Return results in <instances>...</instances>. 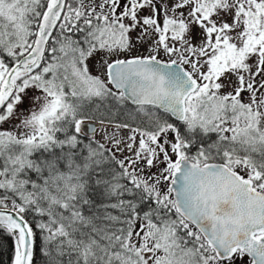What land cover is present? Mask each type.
Returning <instances> with one entry per match:
<instances>
[{"label":"snow or ice","instance_id":"obj_1","mask_svg":"<svg viewBox=\"0 0 264 264\" xmlns=\"http://www.w3.org/2000/svg\"><path fill=\"white\" fill-rule=\"evenodd\" d=\"M97 100L142 125L115 151ZM0 230L12 264H264V0H0Z\"/></svg>","mask_w":264,"mask_h":264},{"label":"trees","instance_id":"obj_2","mask_svg":"<svg viewBox=\"0 0 264 264\" xmlns=\"http://www.w3.org/2000/svg\"><path fill=\"white\" fill-rule=\"evenodd\" d=\"M112 103L113 102L111 100L105 102H101L98 100L95 101L91 105V108L87 109L85 120L86 119L99 120L100 122L101 120H103V122L107 124H115L118 123L119 121L123 123V121H126L122 119L118 120L119 118H118L117 109L113 105H111ZM108 104H110V106H108ZM172 122L175 121L173 120ZM87 140H88L87 137L84 138L85 143H87ZM34 175L35 174H33V176ZM89 196L95 201L97 205L114 202L111 200H106L104 195L99 189L89 192ZM144 207L146 208L147 206L145 205ZM109 211H112L113 214H119L118 210L109 209ZM25 218L28 219L29 221L33 220V216L31 214H29ZM37 244L38 245L40 244L39 240H37ZM14 250H15V242L13 237L7 232L0 230V264H12V259L14 257ZM34 264H45V258L39 253V251H37V254L34 258Z\"/></svg>","mask_w":264,"mask_h":264},{"label":"rangeland","instance_id":"obj_3","mask_svg":"<svg viewBox=\"0 0 264 264\" xmlns=\"http://www.w3.org/2000/svg\"><path fill=\"white\" fill-rule=\"evenodd\" d=\"M122 2H123V1H122ZM145 14H147V9H145L143 12H141V15H142V16L145 15ZM161 19H162V18H161ZM138 32H139V29H137V33H138ZM137 33H133V34H132L133 37H135V35H136ZM197 35H198V30H194V32H193V36H194V38H195ZM194 42H195V39H194ZM139 53H145V54H146V46H144V47H140V46H138V51H137L136 54H139ZM98 59H99V54L97 55V57H94L92 60H90V61L88 62V63H89L90 70L92 71L93 74H98V72H97V67H98V66H97V63H96V61H97ZM161 59L166 60L167 57L164 56L163 54H161ZM32 96H33V92H32V91H29L28 96H27V97L25 98V100H24V103H23L22 105H20V107L17 109V111H21V110H23V111L27 112V110L32 106V100H31ZM108 103H109V102H108ZM111 105H113V106L117 109V112H118V118H119L118 120H120V119H122V120H126V121H123V123H129L132 127H136V126H138V125L142 126V125L140 124L139 119H135V120H134V119L130 118V117L127 115V113H128V112L131 110V108L134 107V106H132V105H128L127 107H124V106L116 107L115 104H114V102H113ZM108 106H110V104H108ZM131 106H132V107H131ZM87 120H91V119H87ZM93 121H94V120H93ZM95 121H99V120H95ZM118 123H122V122L119 121ZM118 123H115V124H118ZM115 124H110L109 126L102 127V128H100V129H97V130L94 132V139H95L96 141H99L100 143L105 144V146H106L107 148H112L113 151H115V149L113 148V145L111 144L110 141H107V140L104 139L105 135L111 136L114 132H116L118 138H125V140H126V137L129 135V130H128V129H123V128H121V129L117 130V129L114 127ZM3 127H4L5 129H10V128L12 127V124H11V123H6V124L3 125ZM182 130H183V129H182ZM170 135H171V134H170ZM212 138H213V139L215 138L214 134H213ZM137 143H138V139H137ZM193 151H195V150L193 149ZM116 155H117V157H119V158H123L124 156H130L131 153H129L127 150H125V151H123L122 153H119V152L116 153ZM173 159H174V157H173ZM160 167H163V165H160ZM151 171L155 172V171H157V169L153 168ZM14 252H15V250H14ZM245 261H247V257H245ZM237 264H239V262H237Z\"/></svg>","mask_w":264,"mask_h":264},{"label":"water","instance_id":"obj_4","mask_svg":"<svg viewBox=\"0 0 264 264\" xmlns=\"http://www.w3.org/2000/svg\"><path fill=\"white\" fill-rule=\"evenodd\" d=\"M173 119H174V118H173ZM85 124H86V125H90L92 128L95 129V131H96L98 128L102 127V124L97 123V122H89V121H88V122H85ZM86 130H87V129H86ZM89 136L91 137L92 134L90 133Z\"/></svg>","mask_w":264,"mask_h":264}]
</instances>
